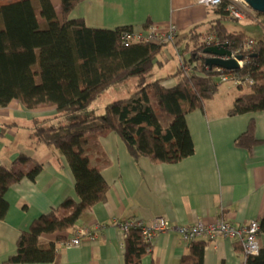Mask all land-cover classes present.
<instances>
[{
    "label": "trees",
    "instance_id": "obj_1",
    "mask_svg": "<svg viewBox=\"0 0 264 264\" xmlns=\"http://www.w3.org/2000/svg\"><path fill=\"white\" fill-rule=\"evenodd\" d=\"M81 1L59 0L57 13L52 0H38V8L33 0H0V108L18 100L27 109L54 106L59 115L68 117L67 122L52 124L34 120L32 134L37 143L53 147L66 158L76 195L35 218L18 237L16 252L2 264L56 261L55 245L41 244L39 237L74 230L95 204L106 201L108 184L99 165L91 162L92 152L104 157L98 135L117 134L136 161L147 158L171 164L194 153L186 115L203 110L222 84L215 67L206 68L205 36L214 35L226 42L227 49L240 50L247 59L236 72L248 76L252 84L235 99L228 114L264 112V38L253 39L242 29L230 27L238 19L226 11L225 2L213 8L215 18L192 26L181 46L185 62H196L204 75L184 72L178 65L172 74L176 82L167 87L162 77L152 79L165 44L137 42L126 47L120 37L130 27L89 28L80 18L70 19ZM248 40L253 43L246 45ZM130 79L136 80L132 93L107 103L99 114L88 113V106L108 87ZM255 129L251 120L234 146L250 153L264 142L256 138ZM42 167L25 154H19L10 166L0 165V220L8 210L4 195L9 187L24 178L35 180ZM258 221L264 236V215ZM205 245L203 239L188 242L177 264H203ZM123 246V264H142L151 252L139 227L126 232ZM235 248L241 249L239 243ZM244 264H264V244L257 254L246 255Z\"/></svg>",
    "mask_w": 264,
    "mask_h": 264
},
{
    "label": "crops",
    "instance_id": "obj_2",
    "mask_svg": "<svg viewBox=\"0 0 264 264\" xmlns=\"http://www.w3.org/2000/svg\"><path fill=\"white\" fill-rule=\"evenodd\" d=\"M52 3L58 13L59 0ZM68 17L82 19L89 28L110 30L130 27L138 31L149 24L164 28L175 24L181 46L192 26L216 15L213 8L197 0H84ZM247 18L259 23L264 38L263 19L251 8L242 20ZM237 22L229 23L230 27L242 29L234 25ZM175 46L164 45L155 65H168L174 59L177 69ZM160 77L167 87L176 82L169 73ZM221 86L205 102L203 110L196 109L186 115L194 153L177 163L157 164L147 158L136 161L117 134L98 135L104 157L92 152L91 162L99 165L108 184L106 201L95 204L74 230L39 237L41 244L55 245L56 261L17 264H123L124 233L117 223L128 220L149 223L163 218L177 227L218 220L240 225L260 219L264 215V142L250 153L235 147L233 142L251 120L256 125V138L264 140V112L229 115L235 99L247 88ZM93 102L88 106L89 114L103 112L109 103L102 107ZM0 114V165L10 166L19 154H25L43 166L35 180L24 178L10 186L4 195L8 210L0 220L2 264L16 252L18 237L35 218L50 213L64 198H76V195L74 176L66 158L53 147L37 143L32 134L34 120L52 124L67 122L68 117L59 115L54 106L27 109L18 100H12ZM80 228L95 232V238H85L76 247L61 246L63 240ZM260 239L263 245L264 236L260 235ZM236 244L225 238L206 241L203 264H244L245 256L241 249L236 250ZM150 245L151 252L143 257L142 264H177L187 251L188 242L175 231H168L157 233Z\"/></svg>",
    "mask_w": 264,
    "mask_h": 264
},
{
    "label": "built area",
    "instance_id": "obj_3",
    "mask_svg": "<svg viewBox=\"0 0 264 264\" xmlns=\"http://www.w3.org/2000/svg\"><path fill=\"white\" fill-rule=\"evenodd\" d=\"M199 4H202L208 8H214L225 2L226 11L230 16L242 20L247 17L249 5L244 0H197ZM123 46H130L137 42H149L154 44H176L175 54L178 59V65L184 72H195L198 75H204V72L199 70L196 66V62L187 63L181 55V46L178 45V28L175 24H170L167 27H160L156 24H149L143 30L126 29L121 33L120 37ZM204 43L206 47L212 46H226V42L219 41L214 35H208L204 37ZM252 40H248L246 45H251ZM209 55H207L208 57ZM206 57V58H207ZM231 58L237 59L238 68L241 69L247 62L246 58L241 56L240 50L231 51ZM223 58H229L224 56ZM206 68H209L206 65ZM237 69L227 70L220 67H215L218 71V79L222 84H228L231 87L237 88L242 86L248 88L252 84V80L245 75H240L236 72ZM2 108H0L1 110ZM124 235L132 227H139L142 230V234L148 242H151L152 238L160 232L175 231L186 242H190L195 239H203L205 241H212L216 238H225L236 241L241 246V250L246 255H255L258 253L262 246L260 239V225L258 220H251L247 223L234 225L227 220H218L214 223H204L201 221L195 222L188 226L172 225L163 218H155L149 223H145L142 220H128L122 223H117ZM95 232L90 231L88 228L77 229L73 236L63 240L61 246L76 247L79 246L83 239H94Z\"/></svg>",
    "mask_w": 264,
    "mask_h": 264
},
{
    "label": "rangeland",
    "instance_id": "obj_4",
    "mask_svg": "<svg viewBox=\"0 0 264 264\" xmlns=\"http://www.w3.org/2000/svg\"><path fill=\"white\" fill-rule=\"evenodd\" d=\"M33 4L35 7H37V8L39 7L38 0H33ZM254 14L257 15L255 13V11H254ZM38 17H39V15H38ZM40 20H41V18H40ZM234 25L238 28H242L247 34H249L251 36H254L257 38L262 37V31H261V28L259 26V23L254 22L250 18H247L245 20H241V21L235 23ZM180 41L181 40H178L177 43H179ZM183 42L184 41L181 42L182 45H183ZM175 71H176V65H175L174 59L171 60L170 63H168V65H163V66L155 65L154 69H153L152 79H155L157 77H160V76H162L164 74H168V73H169V75H172ZM224 86L225 85L221 86V88H223ZM135 88H136V80L135 79L127 80L121 84L112 85V86L108 87L98 98H96L93 103L97 106L101 105L102 107H104V105L107 102H110V101H113V100H116V99H119L122 97H126L127 95L132 93L135 90ZM101 109H103V108H101ZM88 110H91V108L88 107L87 111ZM100 111H102V110H100ZM73 116H79V114L73 115ZM71 118H72V116H71Z\"/></svg>",
    "mask_w": 264,
    "mask_h": 264
},
{
    "label": "water",
    "instance_id": "obj_5",
    "mask_svg": "<svg viewBox=\"0 0 264 264\" xmlns=\"http://www.w3.org/2000/svg\"><path fill=\"white\" fill-rule=\"evenodd\" d=\"M247 2L249 7L255 11L258 14H262L264 17V0H244ZM261 24L264 26V18L261 21ZM204 53L209 55L205 63L210 68L211 67H220L227 70L237 69L238 63L237 60H240L241 57H238L237 59L231 58V51L226 48V46L218 47V46H212L209 48H206L204 50ZM224 56H227L229 58H223Z\"/></svg>",
    "mask_w": 264,
    "mask_h": 264
},
{
    "label": "bare ground",
    "instance_id": "obj_6",
    "mask_svg": "<svg viewBox=\"0 0 264 264\" xmlns=\"http://www.w3.org/2000/svg\"><path fill=\"white\" fill-rule=\"evenodd\" d=\"M261 15V14H260ZM254 16V15H253ZM257 16V15H256ZM255 17V16H254Z\"/></svg>",
    "mask_w": 264,
    "mask_h": 264
}]
</instances>
